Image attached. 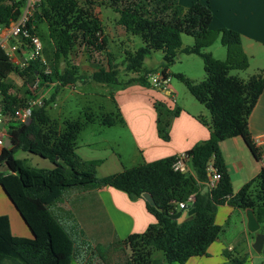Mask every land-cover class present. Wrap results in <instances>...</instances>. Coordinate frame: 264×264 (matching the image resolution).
Masks as SVG:
<instances>
[{"label":"trees","instance_id":"trees-1","mask_svg":"<svg viewBox=\"0 0 264 264\" xmlns=\"http://www.w3.org/2000/svg\"><path fill=\"white\" fill-rule=\"evenodd\" d=\"M25 3L26 0H1L0 24L18 18ZM102 5L118 13L117 24L125 32L139 35L143 41L142 46L127 56V70L138 71L144 59L156 50L162 52L160 68L169 76L166 70L178 52L202 59V80L195 82L182 73L175 74L209 113L208 119L199 116V120L209 128L210 137L185 152L191 173L173 171L172 156L99 178L97 162L84 161L75 151L78 134L89 118L65 119L60 127L46 114L44 107L48 102L44 101L43 106L33 109L28 123L14 120V111L25 104V94L29 92L24 96L9 92L14 88L9 76L20 77L24 87L37 79L39 85L57 82L63 86L81 78L73 69L57 70L50 60L61 54L67 56L74 47H83L89 57L105 51L102 23L94 12L96 6ZM38 9L29 20L28 28L44 38L46 33L39 28L44 23L47 36L55 37L51 52L43 47L51 74H43L38 60L18 68L0 48V114L6 120L7 137L11 141L10 146L0 151V186L30 232V236L12 234L8 217L0 215V264L72 263L75 243L49 205L66 188L74 186H110L124 191L131 199L143 198L144 193L152 196L155 205L143 199L155 221L143 232L131 233L123 239L129 251L127 258L114 264H184L190 257L207 256L208 247L222 232V226L215 223V211L224 203L241 210L252 208L260 226L264 225V161L258 174L233 192L219 146L226 138L241 136L255 158L261 159V152L248 130V118L263 91L264 77L259 73L243 80L230 74L232 69H245L248 65L238 32L230 28L211 29L212 12L199 0H193L187 8L180 6L178 0H42ZM182 34L192 36L193 45L181 47ZM217 40L227 47L224 60L204 51ZM89 78L115 84L117 70L108 60L107 69L99 68ZM132 82L148 83L143 76L126 83ZM122 121L110 114L100 118L104 126ZM18 150L48 159L53 167L31 166L15 156ZM211 159L220 179L209 191L204 182ZM191 194L193 213L181 222L171 218L179 210L178 203L186 202ZM157 252L161 256H156ZM245 261V255H227V264Z\"/></svg>","mask_w":264,"mask_h":264},{"label":"crops","instance_id":"crops-1","mask_svg":"<svg viewBox=\"0 0 264 264\" xmlns=\"http://www.w3.org/2000/svg\"><path fill=\"white\" fill-rule=\"evenodd\" d=\"M192 1L178 0V3L187 8ZM199 1L206 4L212 12L211 29L230 28L240 34L241 48L248 57V65L245 69H232L244 72L237 73L236 76L247 80L250 76L260 73L264 77V0ZM103 6L105 7L95 8L94 12L101 20L103 27L102 37L105 39V52H108L105 54L107 66L98 68L96 66L95 61L99 59L104 61L103 53L95 52L89 57L83 47H74L67 54L72 65L65 68L73 69L76 75H81V78L60 87L55 93V101L64 88L74 91L77 83L87 80L91 73L99 68L107 69L108 60L110 61L109 54L112 53L111 44L114 45L123 39L130 40L129 33L117 24L118 13L106 5ZM210 53L214 57L213 53ZM160 66L161 63L152 69L161 70ZM166 72L172 73L170 68ZM179 73L195 82L204 78L202 65L199 69L198 66L189 69L183 65ZM136 77L138 75L131 76L129 79ZM127 81L117 79L115 84H110L111 88L107 90L106 95H102L106 101L112 103L113 107L109 111L111 113L104 111L103 106H99L98 114L92 115L93 117H90V121L83 127L85 129L95 122L102 126L100 118L103 115L115 113L117 118L123 121L106 127L111 129L119 125L123 129L119 132L120 134L109 138L106 132V135L97 141H83L81 144L76 142L75 151L82 160L97 162L96 176H98L99 169L104 166L115 168V171H110L114 173L142 163L185 153L196 143L210 137L209 128L199 120V116L208 119V111L189 91L187 94L185 90L176 88L170 81L166 89L154 88L148 80L147 84L126 83ZM47 84L51 92L52 87L59 85L57 82ZM101 84L107 85L108 83ZM175 111H177L176 115ZM5 121L4 123L1 121L2 127L7 124ZM248 130L254 144L261 152V159L255 158L241 136L226 138L219 145L233 192L238 191L242 185L254 178L264 161V88L249 115ZM36 167L51 168L53 164L39 156ZM110 173H105V175ZM190 196L192 197L193 194ZM4 197L13 208L12 203L7 200L6 196ZM8 207L5 212H0V215H6L9 218V211L12 212V210ZM49 209L62 226L68 228L64 229L69 235L74 237L71 238L75 243L76 252L71 264H110L106 261L102 263L103 258H108L106 254L108 249L115 252L117 244L125 247L122 241L126 236L143 232L150 223L155 221L153 215L147 211L143 198L131 199L124 191L96 184L66 188L62 195L49 205ZM13 210L16 209L13 208ZM216 211L215 223L217 224L223 221L226 214L238 217L243 226L240 231L242 240L250 246L253 238H249L246 234L245 210L224 203L219 205ZM15 213L19 216L24 228L14 235L30 236L28 227L19 213L17 211ZM187 217L188 215L185 218ZM107 231H110L114 240V243H109V245H105ZM75 235H77V241H75ZM215 242L211 243L209 250ZM105 246L107 247L103 252L102 247ZM236 246L229 245L228 249L234 250ZM212 249L216 254L218 250ZM222 260L220 263H214L219 262V259L209 257V255L193 256L184 264H223ZM244 264H248V260Z\"/></svg>","mask_w":264,"mask_h":264},{"label":"rangeland","instance_id":"rangeland-1","mask_svg":"<svg viewBox=\"0 0 264 264\" xmlns=\"http://www.w3.org/2000/svg\"><path fill=\"white\" fill-rule=\"evenodd\" d=\"M1 1V0H0ZM4 1V0H3ZM39 7V6H38ZM37 7V9H38ZM98 7H105V6H96V9ZM39 10V9H38ZM42 30L45 31L46 36L44 38H41L43 47H45L49 52H51L52 48H54L55 43V37L49 38L47 36V28L44 23L40 24V27ZM39 36V35H38ZM130 40H121V42L117 41L114 45L111 44V52L109 54L110 62L117 70V79L119 81H127L131 76H143L148 78V74L152 70V67H158L159 64L162 61V55L161 51L156 50L152 51L150 55H148L141 67L138 71H132L127 70V56L130 54H133V52L143 45V41L139 35H132L129 33ZM194 43V39L190 35L182 34L181 35V47L185 46H191ZM206 52H212L214 57L219 59H224L227 56V47L223 46L219 40L214 42L211 46L205 48ZM103 60L101 61H95L96 66L98 67H106V57L105 54L108 52L103 51ZM52 55V54H51ZM52 58V57H51ZM52 62V67H56L57 70H63L65 67H69L70 64L72 65L71 61L68 60L67 56H63L62 54L59 56V58H53L50 60ZM49 61V62H50ZM185 65L189 67V69H194L195 66H198V69L203 66L202 59L197 55H189L186 56L184 53L178 52L177 57L172 65H170V70L172 71L170 76V83L174 85L176 88H180L182 90H185V92L188 93V90L183 82H181L177 77H175L176 73H179V71L182 69V66ZM204 72V71H203ZM242 74L244 73L241 70H232L230 71L231 75L236 76V74ZM9 81H11L14 85V88L12 89L15 94H18L19 96H24L26 91L28 90V94L26 95V100L29 98H35V99H42L47 103L45 105V111L46 114L51 118V120H55L57 124L62 127L64 118H74V119H88L90 117H93L92 115L98 114L99 106L104 107V111H107L108 113L112 109V103L110 101H106L105 98L102 95H106L107 90L111 88L110 84L103 85L91 78H88L85 81H82L80 83H77L75 90L71 91L69 88H64L57 96V99L55 101V93L56 91L62 87L61 85H56L53 88L52 92L48 90L49 84L46 85H39L35 90L31 91L29 89V86L24 87V84H22V79L18 77L15 74H11L9 76ZM124 84V83H123ZM66 85V84H65ZM55 88V89H54ZM50 91V92H49ZM30 94V95H29ZM52 95H54V99L51 100ZM191 96V95H189ZM25 100V101H26ZM44 103V102H43ZM55 103V105L53 104ZM42 105H38L35 108H38ZM111 106V108H110ZM114 117L117 116L115 113L110 114ZM209 118V113H208ZM100 128V129H99ZM122 127L119 125H116L115 127H112L111 129H107L106 126L98 125V122H95L85 129L82 130V132L79 134V137L77 138V143L81 144L83 141H97L98 139H101L103 136L106 135L107 137H116L119 132H121ZM103 134V135H102ZM120 134V133H119ZM15 156L19 158H24L27 162V164L36 167L39 156L24 152L22 150H18L15 153ZM48 161V159H46ZM118 167V166H117ZM126 169V168H125ZM110 171H115V168L113 167H107L104 166L99 169L97 172V177H103L106 176L105 173H110ZM116 173V172H114ZM111 174V173H110ZM6 194L2 190L0 186V212H5L7 206L10 208L11 211H9L10 217L8 218L9 226L12 234H18L21 230H23V224L20 221L19 216L15 213L13 208L9 205V203L6 201L5 197ZM7 200L8 197L6 196ZM10 202V200H9ZM217 210V209H216ZM217 211H215L216 214ZM22 219V218H21ZM219 225L222 226V232L220 233L219 237L215 240L212 248H216L218 251L215 254L213 252V249L209 248L207 249V253L209 257L212 258H218L219 262L214 263H221L227 264V255H245L246 256V263L248 260V264H264V252H256L252 249L251 244L250 246L247 245L246 242H244L240 235V231L243 228L241 225L238 217L236 215L226 214L222 222ZM64 228L67 230L68 228L64 226ZM258 232L264 233V225L260 226ZM257 232H249L247 230L246 234L249 236V238H253L256 235ZM70 237L74 238L73 235H70ZM77 241V235H75ZM105 240L107 241L105 245H109V243H114V240L112 238V235H110V231H107L105 234ZM253 242V241H252ZM251 242V243H252ZM229 245H237L234 250L228 249ZM107 246L102 247V251L105 252ZM115 252L108 249L106 254L108 255V258H103L102 263L106 261L107 263L114 264L117 262H123L126 260L128 255V249L126 247H123L122 244L115 247ZM156 256H161L160 253H156ZM206 258V257H205ZM75 261V260H74ZM76 262V261H75ZM209 262V261H208Z\"/></svg>","mask_w":264,"mask_h":264},{"label":"built area","instance_id":"built-area-1","mask_svg":"<svg viewBox=\"0 0 264 264\" xmlns=\"http://www.w3.org/2000/svg\"><path fill=\"white\" fill-rule=\"evenodd\" d=\"M41 1L42 0H26L25 6L18 18L10 21L8 24H0V48L18 68L22 69L28 65L30 61L38 60L43 68V74L48 75L51 74L52 69L43 54L41 38L28 28L29 20L32 18ZM147 80L154 88L166 89L170 81V76L163 74L162 70H158L156 72H150ZM38 86L39 80L37 79L29 86V89L33 91ZM9 92L14 94L12 89H10ZM43 102L44 100L42 99L29 98L25 101L23 106L18 107L14 111V120L18 123L26 122L30 119L33 109L38 105H42ZM1 121L4 123L5 120L0 114V122ZM7 138L6 127H0V151L4 147ZM171 168L173 171L180 173L190 172L187 156L184 152L174 156ZM206 169L208 178L204 184L207 189L211 191L217 186L220 173L217 168L214 167L212 159L207 163ZM191 198L190 196L187 200L189 204L191 203ZM187 202H179L177 209L182 208Z\"/></svg>","mask_w":264,"mask_h":264},{"label":"water","instance_id":"water-1","mask_svg":"<svg viewBox=\"0 0 264 264\" xmlns=\"http://www.w3.org/2000/svg\"><path fill=\"white\" fill-rule=\"evenodd\" d=\"M30 119L26 121L28 123ZM3 126V123L0 122V127ZM11 145V141L9 138L6 139L4 147H8ZM142 197L150 204L155 205V202L152 196L148 193H144ZM193 213V209L190 208L189 203H185V205L180 208L176 213L171 214L170 217L176 219L178 222L184 220V218L188 215L190 216ZM245 217H246V228L249 232H257L253 242L251 243V247L256 252H264V233L258 232L260 228V223L257 221L254 211L252 208L245 209Z\"/></svg>","mask_w":264,"mask_h":264}]
</instances>
